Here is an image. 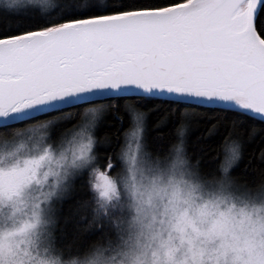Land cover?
I'll return each instance as SVG.
<instances>
[{"label": "snow or ice", "instance_id": "obj_1", "mask_svg": "<svg viewBox=\"0 0 264 264\" xmlns=\"http://www.w3.org/2000/svg\"><path fill=\"white\" fill-rule=\"evenodd\" d=\"M0 264H264V0H0Z\"/></svg>", "mask_w": 264, "mask_h": 264}, {"label": "trees", "instance_id": "obj_2", "mask_svg": "<svg viewBox=\"0 0 264 264\" xmlns=\"http://www.w3.org/2000/svg\"><path fill=\"white\" fill-rule=\"evenodd\" d=\"M157 117H152L149 120L148 133L150 138L161 145H166L170 135V128L163 125L155 127ZM107 131V129H105ZM208 133L203 127H193L189 132V151L192 154L203 157V163L205 166H212L214 164V157L218 151V146L221 144L219 137L207 138ZM256 148L253 145L248 149L246 159L251 158L253 150Z\"/></svg>", "mask_w": 264, "mask_h": 264}]
</instances>
